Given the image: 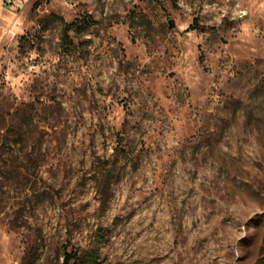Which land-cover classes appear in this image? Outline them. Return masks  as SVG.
Here are the masks:
<instances>
[{
	"label": "rangeland",
	"instance_id": "1",
	"mask_svg": "<svg viewBox=\"0 0 264 264\" xmlns=\"http://www.w3.org/2000/svg\"><path fill=\"white\" fill-rule=\"evenodd\" d=\"M21 1L0 264H264V0Z\"/></svg>",
	"mask_w": 264,
	"mask_h": 264
},
{
	"label": "built area",
	"instance_id": "2",
	"mask_svg": "<svg viewBox=\"0 0 264 264\" xmlns=\"http://www.w3.org/2000/svg\"><path fill=\"white\" fill-rule=\"evenodd\" d=\"M21 2V0H19V2H17V0H3V5L7 9H13L15 7H20V4H22Z\"/></svg>",
	"mask_w": 264,
	"mask_h": 264
},
{
	"label": "trees",
	"instance_id": "3",
	"mask_svg": "<svg viewBox=\"0 0 264 264\" xmlns=\"http://www.w3.org/2000/svg\"><path fill=\"white\" fill-rule=\"evenodd\" d=\"M70 28V26L67 27V30Z\"/></svg>",
	"mask_w": 264,
	"mask_h": 264
},
{
	"label": "clouds",
	"instance_id": "4",
	"mask_svg": "<svg viewBox=\"0 0 264 264\" xmlns=\"http://www.w3.org/2000/svg\"><path fill=\"white\" fill-rule=\"evenodd\" d=\"M17 2H19V0H17Z\"/></svg>",
	"mask_w": 264,
	"mask_h": 264
}]
</instances>
